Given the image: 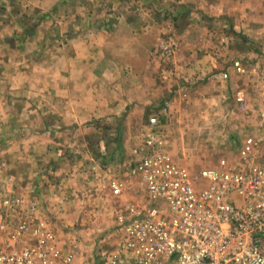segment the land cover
Masks as SVG:
<instances>
[{"label": "rangeland", "instance_id": "rangeland-1", "mask_svg": "<svg viewBox=\"0 0 264 264\" xmlns=\"http://www.w3.org/2000/svg\"><path fill=\"white\" fill-rule=\"evenodd\" d=\"M59 1L0 0V196L22 200L11 210L21 223L29 224L28 240L35 242L43 228L65 232L64 239L58 236V245L63 244L59 246L61 257L51 264H95L96 258L104 264L108 260L107 245L118 239L121 212L148 205L145 179L134 169L145 158L163 152L174 164L194 172L216 168L224 160L235 164L241 161L240 151L250 135L256 141V162L264 165V12H259V3L264 4V0H256V23H247L245 14L234 22L231 18L220 20L207 13L191 12V7L184 4L176 5L174 16L166 11L167 24L151 50L157 70L172 74L163 79L171 82L162 97H169L166 105L161 108L159 103L146 113L144 120L137 119V112L128 109L122 115L109 119L93 117L81 124L68 123L67 103L61 94L24 91L30 82L45 89V79H52V83L57 79L54 70L61 66L55 56L63 59L69 54L71 62L73 53L90 50L86 38L75 41L69 30L62 36L64 30L59 22L76 18L64 16L69 13L71 1H62V6ZM96 1L102 4V0ZM234 2L240 9L247 0ZM59 6L64 12H58ZM205 36L206 42L202 41ZM104 41L90 50L100 54L96 83L108 78L106 60L117 54L115 46ZM190 70L196 72L192 75L193 84L191 78L183 77ZM202 70L208 72L203 74ZM210 70L219 71L216 74H222L226 81H218L222 80L219 77L211 82L206 76ZM29 72L32 78L28 82ZM76 81L85 84L82 79ZM61 99L64 107L54 108ZM152 118H157V125L151 124ZM22 137L27 138L19 145L26 152L27 168L17 172L14 169L18 162L10 150ZM51 152H58L57 157ZM130 166L133 169L129 170ZM72 174L84 182V189L78 192L80 197L93 194L91 184H97L96 215L93 217L90 207L82 204L74 219V204L65 218L56 216L53 221L52 208L62 210L72 199L63 194V186ZM61 184V197L53 206L49 203V189ZM114 184L122 186L121 194L114 193ZM43 185L47 186L45 194ZM5 239L8 238L1 236L0 242ZM75 239L81 243V255L71 247ZM71 254L78 256L79 263L74 258L67 261Z\"/></svg>", "mask_w": 264, "mask_h": 264}, {"label": "built area", "instance_id": "built-area-1", "mask_svg": "<svg viewBox=\"0 0 264 264\" xmlns=\"http://www.w3.org/2000/svg\"><path fill=\"white\" fill-rule=\"evenodd\" d=\"M255 145L248 137L240 162L197 172L163 152L145 158L135 171L145 179L148 205L121 212L122 243L104 264H264V165ZM21 203L0 196V237L8 238L0 242V264H51L61 257L58 236L43 228L28 240L29 224L11 210Z\"/></svg>", "mask_w": 264, "mask_h": 264}, {"label": "crops", "instance_id": "crops-1", "mask_svg": "<svg viewBox=\"0 0 264 264\" xmlns=\"http://www.w3.org/2000/svg\"><path fill=\"white\" fill-rule=\"evenodd\" d=\"M62 1L64 0L59 1L61 2V6L63 4ZM70 1L71 2L68 4L72 6L67 9L68 12L73 15L67 13L64 16H66L67 19L75 17L76 20L72 19L70 22H59L61 28L64 30L62 31V36L69 30V36L72 35L75 41L86 38L87 41L90 42L88 46L90 50L93 49L95 45L101 46L100 43H102L104 39L107 45L115 46L117 54L113 56V58L108 57L106 60L107 71H105L108 78L104 79L103 82L96 83L94 81L95 78H97L95 74V69L97 67L96 63L98 62L97 56L100 54H95V52H91L90 50H84L73 53V60L71 62H69V60H71L69 54L68 56L65 55L63 59H61L59 55L55 56L59 61L58 64L61 66V69L56 68L54 70L56 71L55 77L57 76V79L55 78L53 83L52 79H45L43 83V85H47L45 89L35 85L34 81L30 82L24 91L29 94L42 93V91L47 94H61L60 96L65 97L67 103L66 119L68 123L77 122L80 124L84 120L93 117L109 119L112 116L122 115V113L124 114L128 109H131L130 112H137V119L142 120L146 113L153 110L155 106L157 107L159 103L161 108L166 105L165 101L169 99V97L163 100L162 97H164L171 88V84H169L171 82H165L163 79H169L172 74L166 73V71L162 74L160 70H157L158 67L155 66L156 63L154 62L156 58L152 56L151 50L154 43H157L156 41H158L167 24L165 12L168 11L173 14L177 4H184L191 7V12L199 11L203 14L207 13L208 16L219 17L220 20H227L228 18L233 20L241 17L240 14H245L244 16L246 17L247 23H256L255 14L257 13L255 6L256 0H252L254 5H252V2L251 5L248 4L249 0H247L245 7L240 9H236L239 7L236 6L237 2H234V0H102L100 1V3H102L101 5H98L96 0H89L86 3H84L83 0ZM67 2H69V0H67L66 3ZM259 6V12H264V4L259 3ZM98 7L100 8L98 9ZM62 8L63 7H60L58 12H61ZM186 10L189 11V9ZM62 12H64V10ZM100 14L102 15L100 16ZM79 17L81 20H77ZM240 26L241 25L237 24V27ZM197 27L198 26L195 28ZM66 38L68 39V35H66ZM202 41H208V37H203ZM91 42L96 44H92ZM114 60H116V62H114ZM66 61L69 63H66ZM54 71H50V73L52 74ZM216 71L217 70H210L209 73L206 74V76H210L211 82H215L219 77L222 80L218 81H226L225 78L223 79V75L216 74ZM200 72L205 74L208 71L202 70ZM195 73L194 70H190V74L183 77L191 78L189 81L193 84L192 75ZM50 75L45 74V76ZM31 78V72H29L28 82ZM76 79L84 80L85 84L77 83ZM111 81H115V84H111ZM161 82H164V85ZM190 83L187 82L186 84L190 85ZM19 87L21 86H18V89ZM92 93H96L95 96H92ZM53 107L56 109L64 107L63 99L56 102ZM145 117L147 118V116ZM22 138H13L15 141L19 139L20 141L10 150V153H12L11 156L16 157L18 162L17 168L14 169L17 172L23 168H27L26 152L22 149V146H19L23 145V142L26 141L27 138L24 137L21 142ZM38 147L42 148L41 145H38ZM43 149H45V147ZM51 153H53L52 155H54V157L58 155V152ZM133 167L134 166H130L128 169H133ZM42 184L43 183H40V186H42ZM82 184H84V182L80 181L79 175L72 174L70 180H68L64 186L63 184L55 187L52 185L49 189L52 195L49 198L51 200L49 203L53 206L57 204V200L61 197L60 191L62 190V186L64 189L63 194L72 196V199L64 204V209L58 210L57 207L52 208L50 213L53 221L56 219V216L58 219L61 218L62 215L63 218H65L67 212L71 211L69 208L70 205L71 208H74V204L77 210L73 214L74 219H77V215L80 214L79 206L82 204L90 207V210L93 212V217H95V206L97 205L95 190L97 189V184H91L93 185V187L91 186L92 189H94L93 194L80 197L78 192L85 187ZM15 186V188H17V185ZM46 188H44L43 185L44 194L46 193ZM90 189L89 187V190ZM43 201H46L45 197ZM56 211H59V214ZM43 214L45 215V213ZM46 216L44 217L46 218ZM92 230H95V228L93 227ZM53 231L57 236L64 239L65 232L55 231L54 228ZM117 234L118 239L116 241L112 240L111 244L107 245L105 253L120 249L122 243L120 231L117 232ZM112 235H116V233ZM93 237L96 236L93 235ZM62 243L65 242L63 241ZM59 244L60 247L63 245L61 243ZM71 247L75 248L76 251H73L74 253L83 254L81 243L76 241V239L71 242ZM60 249L62 253V248ZM77 258L78 256H74L75 262L78 260ZM76 263H79V260ZM95 264H100V258H96Z\"/></svg>", "mask_w": 264, "mask_h": 264}]
</instances>
